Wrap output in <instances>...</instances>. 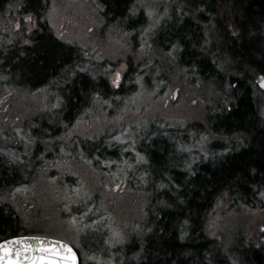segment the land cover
<instances>
[{"label":"trees","instance_id":"1","mask_svg":"<svg viewBox=\"0 0 264 264\" xmlns=\"http://www.w3.org/2000/svg\"><path fill=\"white\" fill-rule=\"evenodd\" d=\"M10 1L12 0H0V11L4 9L5 14L9 13L4 23L6 25H12L13 19L19 22L22 19L20 12L16 15L9 10ZM47 1H34V5L40 3L43 11ZM103 2L108 9L111 8L115 17L118 10L134 2L137 4L138 0ZM177 2L183 7H178L177 10L179 12L182 10V13L189 17L183 22L180 20L181 23L172 27L167 34L168 44L171 42L177 47L173 50L172 46L166 45L164 48L183 58L181 64L185 68L183 72L186 81H178L191 83L203 79L216 85V77L220 76L221 68L226 70L222 81L218 83L219 89L224 91L222 104L225 105L222 107L217 105L220 108L216 109L214 114L209 113L205 116V127L189 124L190 126L184 128L195 130L191 125L199 126L200 135L197 134L196 139H206L207 135L217 138L209 142L211 149L209 158L191 162L192 169H185L186 167L180 164L185 156L179 150H175L173 137L176 134L175 127L172 128L161 119L142 122L146 125L152 121L160 126L156 132L148 135H153V138L146 137L144 131L141 133L142 128H139L134 136V138L137 135L144 136V144L147 146L150 144L146 150L141 148L137 141H133L135 145L131 147L128 141L114 140L113 137L120 136L117 134L121 127L115 125L116 120L109 115L111 113L117 115L123 110L119 109L120 106L107 108L102 102L108 103L112 97L128 92V88L131 91L135 90L134 75L140 62L137 61L134 67L133 60H125L127 69L118 88L111 87L105 77L91 81V76L86 70L80 72L78 78H74L79 72L74 68L77 52L83 55L92 51L59 38L47 26L44 16L33 13L37 18L35 20L37 27H34L26 38L34 45L16 46L19 62L22 63L21 74L33 84L31 90L34 92L38 90L36 93L42 95V100L45 99L43 95L46 90L52 88L44 85V80L48 77H57L60 84L64 82L65 88L69 87L67 82L71 80L75 86L70 88L71 93L66 98L71 107L67 106L60 112L57 131L46 123L41 124L42 131L33 129L32 122L39 117L31 120L22 117L20 123L18 121L15 123L12 114L16 109L10 104V97L5 94L9 99L7 112L12 118L7 116L6 122L5 119L0 122L2 124L0 140L25 135L24 140L31 139L35 148L29 156L26 147L25 152L15 150L16 154H12L13 156L6 157L0 153V236H7L9 233L18 236L46 235L44 227L56 224L72 235L80 227L83 233L90 230L103 239L108 224L95 209L99 205L102 207L103 202L110 197L111 206L117 202L121 207V204L125 206L129 201L133 202L136 193H143L149 197L145 209L150 215V220L141 233L143 240L140 244V253L135 256L137 264H234V262L264 264V243L261 242L264 234L258 226L257 228H251V224L243 226L238 232L228 236L227 233L232 226L227 228L223 226L224 223H221V227L218 226V221L223 222L228 211L248 210L251 213L260 207L262 201L260 193L264 192V91L252 83L259 75V69L264 68V0H177ZM17 4L18 2L14 9H18ZM214 28L219 30V33L212 37ZM225 28L228 29L227 34L223 31ZM24 29L23 26L20 31L24 32ZM42 31L43 33L39 34ZM233 31L239 34L235 40L231 38ZM216 37L221 40L219 43L214 41ZM12 46L14 45L4 44L2 48L13 49ZM23 52L27 54L20 58ZM84 64L86 63L82 62L80 66ZM66 66H71V69L61 74L62 68L65 69ZM1 78L2 74L0 92H3ZM160 83L166 86L175 82L166 77L161 78ZM224 84L227 86L226 91L222 88ZM229 84H235V89L230 88ZM92 91L100 99L95 100L93 106L88 101ZM71 98L75 100L72 101ZM95 105H101V108L105 109L103 120L110 123L106 129L92 133L93 140L88 139L91 131L82 136L63 132V129L67 130L75 122L80 121L91 127L90 115ZM130 107L132 108L131 105ZM5 123H8L6 127L3 126ZM17 125L21 132L18 131ZM60 135L64 138L63 140L61 138L62 142L58 138ZM220 136H227L228 142L237 141L238 136L239 140L244 138L249 142L240 151L225 154L221 158L216 153L217 150H221ZM77 139L80 144L78 158L74 154L61 153L60 146L67 152H76ZM47 140L49 141L42 146L41 143ZM48 143L51 145L46 149ZM17 146L24 148L19 143ZM137 153L144 156L145 170L149 171L148 179H160L164 183L174 180L175 185L172 186L176 188H141L132 184L136 180L132 170L125 169L124 173L120 167L127 166L124 160H135L134 155L137 158ZM88 158L92 162L91 167L94 168L96 192L94 195L96 205H93L91 210L95 214L89 216L84 215L85 212H91L87 209V203L78 201L80 193L85 191L86 183L83 184L79 178V170L73 169L76 166L82 171L83 168H88L85 163ZM116 168L118 172L114 176L112 172ZM60 169H63L62 172ZM114 182L121 183L120 190L111 193L110 184ZM18 188L20 191H16ZM32 195L38 199L39 204L43 199L42 205L36 206L40 207L39 214L42 208L47 209L48 216H45V213L44 216L38 213L36 216L30 215L32 207L28 199H31ZM45 196L47 201L44 200ZM63 198L65 199L62 202ZM157 203L159 207H156ZM223 205L229 206L228 211H223L225 215H219L218 210ZM152 207H156L155 215L153 213L151 215ZM55 210L62 214L63 219L50 218ZM80 217L84 219L81 220ZM185 221L187 223H184ZM181 233L184 234L182 240L179 238ZM92 237L95 241L87 246L92 247L91 249L82 246L86 253L88 255L94 254L93 251L104 253L106 248L103 241L97 236ZM221 244L230 248L236 256L222 253ZM239 246L243 249L241 250ZM75 250L77 252L76 248Z\"/></svg>","mask_w":264,"mask_h":264},{"label":"rangeland","instance_id":"2","mask_svg":"<svg viewBox=\"0 0 264 264\" xmlns=\"http://www.w3.org/2000/svg\"><path fill=\"white\" fill-rule=\"evenodd\" d=\"M34 1L41 2L42 0H12L8 3L10 5L9 10L12 14L16 15L20 12V18L22 19L30 15L33 21V13L44 16L49 27L56 36L69 43H74L79 48L92 51L83 55L77 52L74 58L77 61L74 68L78 69L82 62L86 63V65L91 68L88 75L91 76L92 80L86 76L91 81H95V77H105L109 85L113 87L111 85V79L114 78V73L120 70L121 67L124 69L121 73V83L124 79L123 75L127 69V62L125 60H133L132 64L134 67L137 61L140 62V65H137L138 68L136 67L137 73L134 75L135 90L131 91V89L128 88V92L112 97L111 101H107L108 103H104L105 101L102 102L107 108L120 106L121 108L119 109L123 110L117 115H115V113L109 115L113 120H116L115 125L118 124L119 127H121V131L119 130L117 135L121 136L122 141L125 140L130 142L131 144L129 146L131 147L135 145L133 141H137L139 142V146L146 150L150 144L148 146L144 144V136L140 137V135H137L135 138L134 136L139 128H142L140 130L141 133L143 131L146 133V137L149 134H153L160 126L152 123V121L146 125L142 122L149 119H161L169 123L172 128L175 127L176 134L173 136L175 150H179L184 156L185 151L187 152L185 159H181L180 164H182V166L187 167L190 162H198L207 158L205 157V153L211 150L210 144L208 146L207 144L217 138L207 135L205 140L196 139V135L199 134V126L205 123V116L209 113L214 114L216 109L225 105L222 104L224 91L219 89L218 83L222 81V77L226 70L223 69L220 71V76L216 77V85L215 83H207L203 79L191 83L178 81H186L183 72L185 68L181 64L183 58H180V56L173 52L172 55H168L170 49L167 50L164 46L169 45V47H171L173 45L171 42L168 44L167 36L171 28L176 27L181 21L183 22V20L189 17V15L183 14L182 10L180 12L177 10L178 7L183 8L180 2H177V0H138L137 4L134 2L132 5L125 6L124 9L118 10V15L113 17L115 14L112 13L113 11L110 7L109 9L107 8L104 2L102 3L105 4L104 6L106 8H104L105 14H103V7L97 6V4L101 2L100 0H48L45 4L46 8L43 11H41L42 7L40 3L35 6ZM16 2H18V9H14ZM149 13H151V15H149ZM22 19L20 20L24 23L25 21ZM17 24L18 23H16V25ZM16 25L12 30H8L6 26L0 28V74H2L1 79L3 81L1 86L3 92H0V122L2 123L4 119V122H6L7 116L9 118L13 117L15 123L16 121L20 123L22 117L30 120L39 117V119L32 122L33 129L42 131L41 124L43 125L46 123L54 127V130L57 131L59 125L58 121L61 117L60 112L65 107L69 106L66 98L71 93L70 88L75 85L71 80L67 82L69 87L65 88L64 82L62 81L60 84L57 77H48L44 80V85L52 88L49 89L50 91L45 92L43 95V97L45 96L44 100L41 99L42 95L40 94L28 93L33 87V84L26 80L21 74L22 63L19 62L20 59L16 46L17 44L18 47H23L25 45L31 47L34 45H31V43L26 40V35L30 33L28 29L31 27L32 30L34 27L25 22L26 27L23 24L25 28L23 32L20 31V29L18 30ZM146 29L147 31H145ZM42 33L43 31L39 34ZM218 33L219 30L214 28L212 30V37L218 35ZM210 39L211 38H209V40ZM26 41L27 43H25ZM214 41L219 43L221 40L216 37ZM13 42H15L14 46H12L13 49L2 48L4 44L10 45ZM26 54L25 52L21 53L20 58H24ZM186 58L188 60L190 59L189 56ZM107 69H111V71L106 72ZM64 73V68H62L61 74ZM79 75L80 72H78L74 78H78ZM166 77L169 80H174L175 83L164 86L160 83V80ZM137 78H139V83L137 82ZM76 88H78V86ZM222 88L226 91V84H224ZM128 93L130 94L128 95ZM5 94L10 97V104L16 109L12 117L7 112V100L9 99ZM78 95L80 96V93ZM94 96L95 93L92 91L91 97L88 98L89 103L93 104L95 100H100L96 99L97 95ZM71 100L74 101L75 99L71 98ZM53 105H58V107H53ZM130 105H132V108ZM69 107H71V105ZM101 107V105H95L90 115L91 127H89L86 122L80 121L75 122L67 130L63 129V132L82 136L87 135V133L91 131L88 135V139H92V133L106 129L107 125L110 123L108 120H103L105 109ZM7 124L8 123H5L3 126L6 127ZM189 124H198L199 126L191 125V128L193 127L195 130L188 129L189 127L184 129L187 125L190 126ZM17 128L18 131L21 132L18 125ZM44 130L43 128V132ZM68 133H65V135L69 136ZM23 137L26 136H17V138H11L9 140L1 139L0 153L6 157L13 156L12 154H16L15 150H23L25 152L26 147L27 155H31L34 151L35 144L31 139L25 138L24 140ZM148 137L153 138V135ZM58 138L60 142L64 139L61 135L58 136ZM221 138L225 140L227 136H220L219 139ZM48 141L49 140L42 142V146ZM18 143L24 146V148L17 146ZM73 143L74 139L71 141L72 145ZM50 145L51 144L48 143L46 149H49ZM61 149L63 148L60 146V150ZM75 149L76 152H67L63 149L61 153L74 154L78 158L80 153L78 139L75 141ZM190 149H193L195 153L191 151L192 154H189ZM193 155H196L197 158L193 157ZM198 155L202 156L204 159L199 158ZM134 159L136 161L124 160L123 162L127 166L120 167L123 172L125 169L128 171L132 170V174L136 177V180L133 181L132 184L141 188L157 189L160 188V184L167 185L166 188H176L172 186L175 185L174 180H168L167 183H164L160 179H148L149 171L145 170V160L138 161L135 155ZM85 163L88 168H83V171L77 166L73 169L79 170V178L83 184L86 183L85 191L80 193L78 201L83 204L87 203V209L91 211L94 207L93 205H96L94 203V195L96 193L94 191V168L91 167L92 162L90 158L86 159ZM129 165H131V167H129ZM62 170L63 169H60L61 172ZM117 172L118 168H116L112 174L115 176ZM142 176L143 180H141ZM120 184V182L110 184L111 193L120 190ZM154 192L155 190L152 194ZM110 196H112V194ZM110 198L103 202L102 207L99 205L95 209V211L100 212L99 216L106 220L108 224L106 234L102 236L103 239L90 230L89 232L83 233V229L80 227H78L77 232L72 235L69 231L63 230L56 224L45 226L43 229L45 234L53 235V237L73 245L77 249L80 257V264H137V258H135V256L140 253V244L143 240L141 233L143 232L144 226L150 220V215L145 209L149 197L145 196L143 193H136L133 202L129 201L125 206L121 204V207L117 202L113 203V206H111L112 201H110ZM260 198L262 199L261 204H259L260 207L251 211V213L248 210L229 212V206L223 205V207H220L218 210V214L225 215L223 211H228V213L223 222H221L222 220L218 221V226L221 227V223H224L223 226L227 228L232 226L227 236L238 232L243 226H249L250 224L251 228H257L258 226L259 230L264 229V224H262V221H264V197L260 196ZM64 199L65 198H63L62 202ZM44 200L47 201L46 196ZM42 201L43 199L40 201V204ZM28 202H30V206L32 207V210L29 212L31 213L30 215L36 216L37 213L39 214L40 207L36 206V204H39L38 199L32 195L31 199H28ZM156 207H159L158 203ZM156 207H152L151 215L152 213L153 215L156 214ZM44 213L45 216L49 214L47 209L42 208V212L40 211L39 215L44 216ZM85 214L89 216L95 213L91 211L85 212L84 215ZM61 216L62 214L55 210L51 213L50 218L63 219ZM80 219L83 220L84 218L80 217ZM70 222H75V220H70ZM50 229L56 231L52 232ZM114 233H118L121 237L119 242H116ZM93 235L99 237L100 240L103 241L106 248L104 253L93 251L94 254L88 255L82 247L92 248L87 246H90L95 241V238L92 237ZM261 242L264 243V235H262ZM239 247L241 250L243 249L242 246ZM220 249L222 253L228 256H236L230 248L223 247L222 244Z\"/></svg>","mask_w":264,"mask_h":264},{"label":"snow or ice","instance_id":"3","mask_svg":"<svg viewBox=\"0 0 264 264\" xmlns=\"http://www.w3.org/2000/svg\"><path fill=\"white\" fill-rule=\"evenodd\" d=\"M149 15H151V13H149ZM23 20L26 23L30 24L32 27H35V23L30 15L25 16ZM16 28L18 30L21 29V24H17ZM28 31H31V27L28 29ZM145 31H147V29ZM223 31L225 32V34H227L228 29L225 28L223 29ZM238 35L239 34L235 31L231 32V38L233 40H235V38ZM25 43H27V41ZM176 47H177L176 44L172 45L173 50ZM168 55H172V52L170 51ZM218 67L220 66L218 65ZM70 69L71 66H66L64 71H69ZM221 70L223 69L221 68ZM79 71L82 72L84 71V69H79ZM110 71L111 69L106 70V72H110ZM123 71L124 69L123 67H121L120 70H117L114 73V78L111 79V85L113 87H119L121 83V73ZM73 74H75V72H73ZM137 82L139 83V78H137ZM252 83L254 84V86H258L260 90L264 91V68L259 69V75ZM229 87L235 89L236 85L229 84ZM96 99H99V97H96ZM53 107H58V105H53ZM113 139L119 141L121 140V137L115 136L113 137ZM137 158L138 161L144 160V157L141 156L139 153H137ZM129 167H131V165H129ZM141 180H143V176L141 177ZM159 187L165 188L167 187V185L160 184ZM16 191H20V189L18 188L16 189ZM260 195L264 197V192H261ZM184 223H187V221H185ZM261 233L264 234V229H261ZM114 236L116 237V242H119V240L121 239L119 234L114 233ZM179 238L182 240L184 238V234L181 233ZM29 241H36L39 247L37 248L36 246H34V244L30 243ZM21 244H23V248H18L17 250H15L16 259L13 260L6 258L10 256L14 251V249L10 248L9 245L19 246ZM49 244H55L57 245V247H47L46 245ZM61 248L66 250L69 253V255L65 257H61L59 254V250ZM0 251H2L3 253V256H0V261H2V264H77L76 257L75 255L71 254V248L67 244L62 243L61 241H49L35 236L33 237L18 236L15 233H9L7 234V236H0ZM36 252L39 253L38 256L28 255L29 253H36ZM46 254L50 256V258L47 260L45 259ZM22 256L23 259H21Z\"/></svg>","mask_w":264,"mask_h":264},{"label":"flooded vegetation","instance_id":"4","mask_svg":"<svg viewBox=\"0 0 264 264\" xmlns=\"http://www.w3.org/2000/svg\"><path fill=\"white\" fill-rule=\"evenodd\" d=\"M101 2H99L98 4H97V6L98 7H100V6H102L103 5V0H100ZM103 7V9L104 8H106L105 6H102ZM103 14H105V9H104V11H103ZM8 17H9V13H6L5 14V12H4V9H3V11L1 12L0 11V18H1V20H0V28H4L5 26H6V28L8 29V30H12L14 27H15V25H16V23H18V24H21V28L23 27V22L21 21V22H19V21H17V20H12L13 21V23H12V25L11 24H4L5 23V21L8 19ZM33 18H34V23H35V27H37V23H36V21L35 20H37V18L36 17H34L33 16ZM46 19V18H45ZM23 20V19H22ZM4 24V25H3ZM106 25V24H105ZM24 26H25V22H24ZM47 26H49V24H48V22H47ZM26 27V26H25ZM25 30V29H24ZM28 35V34H27ZM26 35V36H27ZM26 40L27 41H29L27 38H26ZM30 42V41H29ZM14 43L15 42H13L12 44H10V45H14ZM31 43V42H30ZM18 45V44H17ZM26 46V45H25ZM79 69H84V70H86V72H90L89 70L91 69L90 67H88L86 64L85 65H83V66H79L78 67V71H79ZM79 72H81V71H79ZM94 79H96V77L94 78ZM114 88V87H113ZM49 90V89H48ZM36 91H38V90H36ZM36 91L34 92L33 90H31L30 92L28 91V93H30V94H33V93H36ZM47 91V90H46ZM50 91V90H49ZM158 92V91H157ZM37 94V93H36ZM130 94V93H129ZM128 94V95H129ZM92 106L94 105V104H91ZM30 106H32V105H30ZM132 106V105H131ZM202 127H205V124L204 125H201ZM239 137L240 136H238V140L237 141H231V142H228L227 140L228 139H225V140H221V150H217L216 151V153H217V156H219V157H224V155L225 154H228V153H235V152H238V151H240L241 149H243V148H245V146L248 144V142H249V140L247 141V140H244V138H242V139H240L239 140ZM202 139H204V138H202ZM91 140V139H90ZM92 140H93V138H92ZM205 140V139H204ZM206 142V141H205ZM207 143V142H206ZM209 145V143L207 144V146ZM193 153H195V151H193V149L191 150H189V154H192V152ZM211 151V150H210ZM210 151H208V152H206L205 154V157H207L206 159H208L209 158V156H210ZM185 156H187V152L185 151ZM202 155V154H201ZM80 156V155H79ZM199 156V158H202V159H204L202 156H200V155H198ZM193 157H195V158H197L196 157V155H193ZM205 160V159H204ZM202 161V160H201ZM184 167H186V166H184ZM185 169H192V163L190 162V164H189V166H187Z\"/></svg>","mask_w":264,"mask_h":264},{"label":"water","instance_id":"5","mask_svg":"<svg viewBox=\"0 0 264 264\" xmlns=\"http://www.w3.org/2000/svg\"><path fill=\"white\" fill-rule=\"evenodd\" d=\"M21 236H27V237H33V236H35V237H39V238H42V239H45V240H49V241H61L62 243L67 244L66 242H64L62 240H59V239H56V238H52V237L37 236V235H21ZM29 242L32 243V244H34V246H36L37 248L39 247V245H38V243L36 241H29ZM67 245L71 248V254L72 255H75L77 264H79V258H78L77 253L75 252V250L69 244H67ZM46 246L47 247H57V245H55V244H49V245H46ZM9 247L10 248H13L14 251H13V253L10 256H8L6 258L13 259L14 260V259H16L15 250H17L18 248H23V244H21L19 246L9 245ZM59 254H60L61 257H65V256L69 255V253L66 250L62 249V248L59 250ZM28 255H37L38 256L39 253L38 252H36V253H29ZM0 256H3L2 251H0ZM49 258H50V256L46 254L45 259L47 260ZM21 259H23V256L21 257ZM0 264H2V261H0Z\"/></svg>","mask_w":264,"mask_h":264}]
</instances>
